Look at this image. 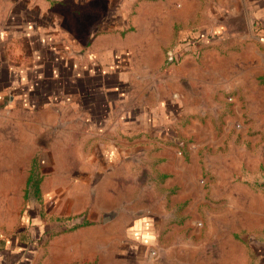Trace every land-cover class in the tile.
<instances>
[{
  "label": "crops",
  "instance_id": "0c3cea01",
  "mask_svg": "<svg viewBox=\"0 0 264 264\" xmlns=\"http://www.w3.org/2000/svg\"><path fill=\"white\" fill-rule=\"evenodd\" d=\"M188 28L210 38L193 85L162 67ZM193 139L221 140L237 220L208 264H264V0H0V264L135 262L133 164L153 157L164 210L166 157Z\"/></svg>",
  "mask_w": 264,
  "mask_h": 264
},
{
  "label": "rangeland",
  "instance_id": "374dc122",
  "mask_svg": "<svg viewBox=\"0 0 264 264\" xmlns=\"http://www.w3.org/2000/svg\"><path fill=\"white\" fill-rule=\"evenodd\" d=\"M200 26L198 24L197 27ZM199 28L196 31L190 28L183 31L176 44L166 49L162 65L164 69H180V79L191 81V85H193V61L201 59V48L208 42L204 41L206 36L202 37L198 32ZM217 64L215 62L214 66ZM186 97L189 102L187 107H191L193 118V94L191 97ZM187 107L183 109H188ZM186 143L197 146L198 154L189 156L177 151L179 155L176 154V157L182 162L180 165L173 164V156L166 157L170 159L166 167L172 175L166 179L170 185L166 188L164 210L163 190L149 187L151 183L148 177L151 173L148 171L147 167L150 165H147V161L153 157L143 154L139 157L141 162L133 164V203L127 205L128 210L125 209V205H116L120 212L118 216L121 215L122 218L118 220L119 227L127 229L128 240L124 243L128 245L129 251L130 247L134 250L132 259L135 258V262L128 264H163L162 261L166 264L173 262L193 264V259H197L199 264L211 263L216 246L224 242L221 234L215 231L225 228L227 223L231 228L236 227L237 220L222 221L221 219L227 204L222 201L221 140H214V148L208 151L205 146L200 148L207 144L205 140L178 141L176 146L182 149L186 147ZM217 145L220 148H216ZM144 152L147 154L146 150ZM136 158L137 153H135ZM181 183L180 188L170 187ZM130 190L128 188V196ZM86 212L88 213L87 209L83 213ZM133 214L134 218L130 220L129 217ZM63 222L71 223L70 225L73 223V221ZM129 254L130 252H123L121 258L126 261L125 256Z\"/></svg>",
  "mask_w": 264,
  "mask_h": 264
},
{
  "label": "water",
  "instance_id": "95a60500",
  "mask_svg": "<svg viewBox=\"0 0 264 264\" xmlns=\"http://www.w3.org/2000/svg\"><path fill=\"white\" fill-rule=\"evenodd\" d=\"M204 32H205V31H204ZM215 34H217V33H215ZM206 38H207V37H206ZM208 38H209V36H208ZM206 40L209 41L210 38H209V39H206ZM114 215H115V212H114V211L105 212V213H103V215H102V221H103V222H106V221L110 220Z\"/></svg>",
  "mask_w": 264,
  "mask_h": 264
},
{
  "label": "trees",
  "instance_id": "16d2710c",
  "mask_svg": "<svg viewBox=\"0 0 264 264\" xmlns=\"http://www.w3.org/2000/svg\"><path fill=\"white\" fill-rule=\"evenodd\" d=\"M255 27H256V26H255ZM193 38H195V37H193ZM198 38H199V37L197 36L196 39L198 40Z\"/></svg>",
  "mask_w": 264,
  "mask_h": 264
}]
</instances>
